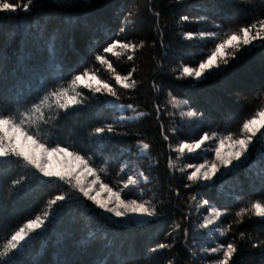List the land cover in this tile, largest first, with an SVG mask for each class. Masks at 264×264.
Returning a JSON list of instances; mask_svg holds the SVG:
<instances>
[{"label":"trees","instance_id":"1","mask_svg":"<svg viewBox=\"0 0 264 264\" xmlns=\"http://www.w3.org/2000/svg\"><path fill=\"white\" fill-rule=\"evenodd\" d=\"M220 2L90 0L89 4L64 5L38 0L37 7L29 13H0V92L5 94L4 103L9 108L30 105L37 95H43L58 83H66L85 67H100L95 55L114 40L138 45L143 42L144 46L137 49L132 61L126 55L117 59L108 54L121 74L136 69L133 73L136 88L126 90L116 86L117 101L134 105L135 111L144 113L141 119L114 123L118 112L108 106V101L116 98L101 94L91 97L84 90L90 99L78 106L80 110L67 116L61 113L57 122L44 131L78 147H88L86 137L92 128L114 123L118 134L110 135L99 149L93 146L96 159L93 166L108 162L107 177L104 173L100 175L114 190L113 182L126 180L134 171H143L149 177L147 183L140 185L143 198L153 199L164 209L160 217L146 225L117 227L102 219L95 205L76 193L78 201L58 214L15 257V264H169V261L207 264L213 258L203 250L232 239H236L239 249L233 264H264V248L252 247L254 242L264 240V223L259 218L246 216L242 224H233V231L226 237L209 236L216 225L207 229L200 227L209 205L198 210L196 207L201 199H207L211 206L229 211L217 225L225 227L233 223L235 212L248 201L264 199V184L259 178L261 161L255 158L250 165L212 185L200 183L185 187L191 182L179 168L202 163V156L207 154L200 157L185 154L177 159L178 153L173 150L181 141L198 140L204 132H238L243 119L264 107V48L252 49L234 68L216 79L202 83L177 79L181 65L195 67L196 61L203 59L202 50L213 47L209 40H188L185 33L219 31L215 25H221L225 31L237 26L217 14ZM237 3L234 15L239 24L264 18V0H237ZM129 12L134 13L131 23L125 19ZM156 12L160 13L159 17ZM183 15L191 19L182 21ZM201 16H207V20L197 22L196 18ZM105 75L101 72L102 78ZM169 92L178 100H187L186 109L191 107L202 113V119L181 118L177 108L169 103ZM156 105L160 107L159 113ZM138 141L150 145L147 157L136 155ZM210 155L214 154L209 152V160ZM169 158L175 161V170L168 167ZM124 164L128 170L122 173L120 168ZM21 175L27 173L20 167L9 166L7 174L0 178V227L6 236L27 219L41 214L54 195L69 192L68 186L51 189L31 179L13 187L11 181ZM177 190L179 196L175 194ZM192 196L197 200L192 201ZM130 198H137L135 191ZM177 223L181 228L174 232ZM184 228L189 230L187 241ZM240 232L245 234L243 240L239 239ZM93 233L94 239L88 240ZM162 242L173 247L153 253L151 248Z\"/></svg>","mask_w":264,"mask_h":264},{"label":"snow or ice","instance_id":"2","mask_svg":"<svg viewBox=\"0 0 264 264\" xmlns=\"http://www.w3.org/2000/svg\"><path fill=\"white\" fill-rule=\"evenodd\" d=\"M38 0H0V13L15 14L18 11L29 13L37 7ZM180 2V0H177ZM56 4L72 5L76 3L89 4L90 0H54ZM225 21L236 24L235 28L229 27L227 31L221 25H215L219 31H199L196 33H185L188 40L200 39L209 40L213 47L202 50L203 59L196 61V66L181 65L177 79H190L193 83H202L216 79L225 71H230L241 60L248 56L252 49L264 48V18L256 19L248 24H239L234 15V10L238 9L237 0H221L217 6ZM233 12V15H229ZM133 12H129L125 18L131 23ZM157 17L160 16L156 12ZM182 21H189L188 15L180 17ZM207 16L197 17L196 21H206ZM71 23V18H69ZM121 31H124L121 28ZM144 46L143 42L138 45L135 42H123L114 40L104 47L101 53L95 55V61L100 67H85L78 71L66 83L61 82L53 88L44 91L43 95H37L30 105L9 108L5 103V94L0 92V178L7 174L9 166L22 168L27 175H21L18 179H13L11 185L17 187L26 183L27 180L45 185L51 189L68 186L69 192L61 191L47 201L46 207L41 214L34 218L27 219L19 227L13 229L10 234L5 235V230L0 227V264H15V257L26 250L39 234L46 230L55 217L71 204L78 201L80 197L91 201L99 210L102 219L114 226L146 225L162 215L164 209L153 202V199H144L142 183H147L149 177L143 171H134L127 175V179L120 182H113L116 190L105 183L100 173L108 174V162L104 161L98 167H94L96 159L92 154L93 146L97 149L105 144V141L112 134H118L114 123H119L126 119H139L144 116L143 112H138L134 117L119 116L114 123H107L103 126L94 127L88 133L89 146H79L70 141L55 138L44 131L50 125L57 122L61 113L67 115L75 114L80 110L78 106L85 104L90 99L84 94L87 90L91 97L97 94L115 97L119 100L117 87L123 89H135L137 81L133 79L132 68L127 74H121L113 65L109 55L119 59L125 56L128 61L134 60L138 48ZM175 71V70H174ZM101 72L106 73L103 78ZM63 80V78H60ZM155 86V85H154ZM158 90V89H157ZM169 103L173 108L183 109L188 105L187 100H178L169 92ZM114 107L121 110L130 109L135 111L132 104H117ZM157 113L160 112L159 105H156ZM69 110H72L71 112ZM179 115L189 120L202 119L203 114L188 107L187 111L181 110ZM264 107L259 108L249 118L243 119L238 132L228 131L226 134L204 132L203 135L191 143L181 141L173 150L178 153L177 159L185 152H196L202 150L204 153L211 152L214 158L209 160L204 157V162L200 164H186L179 168L181 173H186L187 181L185 187L193 184L208 182L214 184L221 178L234 174L241 167L250 165L253 159L261 161L259 178L264 184ZM175 131V129L173 130ZM259 134V135H258ZM168 139L167 136L164 137ZM213 142L214 146H213ZM208 144V147H203ZM138 150L145 157L148 155L150 145L144 141H138ZM171 148L172 146L169 145ZM73 149L69 151V149ZM259 149V150H258ZM59 157L63 160V169L55 170L52 167V158ZM168 167L175 170L176 164L169 158ZM191 169L192 171H188ZM128 170V165L124 164L120 172ZM219 174V175H218ZM91 178V179H89ZM215 178V180H214ZM136 192L137 198L123 199ZM107 195L101 199L100 193ZM180 195L177 190L175 193ZM196 201V196L190 198ZM209 205L208 215L203 217L201 228H212L209 236L216 234L219 237H226L233 231V224L239 225L244 222L247 216L249 219L257 217L264 223V199L250 200L239 211L235 212L233 223L225 227L217 225V221L222 216H227V208L221 210L209 204V200L201 199L197 204L199 208ZM181 225L175 224L173 231H179ZM171 235V233H168ZM183 235L187 241L189 230L183 229ZM245 234L239 233V239L243 240ZM94 239V233L90 234L88 240ZM173 244L158 243L151 248L153 253L162 249H171ZM253 248H264V240L254 242ZM236 239L225 243H216L214 247L205 248V255L218 254V258L212 264H233V257L238 252ZM169 264H172L169 261Z\"/></svg>","mask_w":264,"mask_h":264},{"label":"rangeland","instance_id":"3","mask_svg":"<svg viewBox=\"0 0 264 264\" xmlns=\"http://www.w3.org/2000/svg\"><path fill=\"white\" fill-rule=\"evenodd\" d=\"M51 1H53L54 2V0H51ZM183 1H185V0H180V2H183ZM19 84V83H18ZM237 97H238V93L237 94H235ZM117 104H122L121 102H119V101H117V100H113V99H110L109 101H108V106H111L112 108H114L117 112H118V117L119 116H121V115H123V116H125V117H134L135 115H136V113H138L137 111H133V110H130V109H124V110H121V109H119V108H116V107H114V105H117ZM123 105H128V104H123ZM177 110H178V114L180 113V111L181 110H183V111H187L188 109H186V106L183 108V109H178L177 108ZM180 116V115H179ZM118 117H117V119H118ZM142 118V117H141ZM141 118H139V119H141ZM182 118V117H181ZM139 119H126V120H123V121H121V122H133V121H137V120H139ZM184 119H188V118H184ZM121 122H119V123H121ZM210 124H212V121L210 120V122H209ZM215 142H213V144H214ZM207 144V143H206ZM203 147H208V145H204ZM135 149H136V155L137 156H139V157H145L143 154H141L140 152H139V150H138V147H137V144H136V146H135ZM185 154H191V156H193V155H197L198 157H200L201 155H203V154H207V156L209 155V152L208 153H204L202 150H197L196 152H192V153H189V152H187V151H185L182 155H181V157L182 156H184ZM213 154V153H212ZM148 156V155H147ZM203 158H204V156H202ZM210 157H211V155H210ZM212 159L214 158V155H212V157H211ZM207 159H209V157L207 158ZM203 163V162H202ZM200 164V163H199ZM52 167H53V169H55V170H62L63 169V160L61 159V158H59V157H53L52 158ZM189 172L190 171H192L191 169H189L188 170ZM219 175V174H218ZM89 179H91V178H89ZM214 180H215V178H214ZM206 185V184H209L208 182H203L202 183V185ZM212 185V184H211ZM107 194L106 193H104V192H101L100 193V198L101 199H103L105 196H106ZM122 198L123 199H128V198H130V197H125V195H123L122 194ZM208 215V214H207ZM207 215H205V216H207ZM204 216V217H205ZM138 226H140V225H138ZM211 226H214V225H210L209 227H211ZM211 256H212V258H213V260H215L216 258H218L217 256L216 257H213V254H211ZM212 260V261H213ZM207 264H212V262H208Z\"/></svg>","mask_w":264,"mask_h":264}]
</instances>
